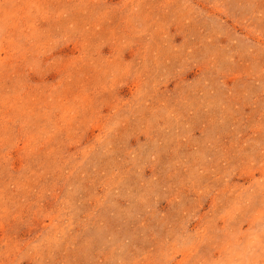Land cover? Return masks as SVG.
I'll return each mask as SVG.
<instances>
[{
    "label": "rangeland",
    "instance_id": "obj_1",
    "mask_svg": "<svg viewBox=\"0 0 264 264\" xmlns=\"http://www.w3.org/2000/svg\"><path fill=\"white\" fill-rule=\"evenodd\" d=\"M0 264H264V0H0Z\"/></svg>",
    "mask_w": 264,
    "mask_h": 264
}]
</instances>
